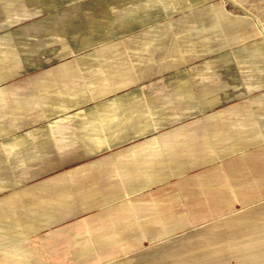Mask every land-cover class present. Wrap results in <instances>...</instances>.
I'll return each instance as SVG.
<instances>
[{"label": "crops", "instance_id": "obj_1", "mask_svg": "<svg viewBox=\"0 0 264 264\" xmlns=\"http://www.w3.org/2000/svg\"><path fill=\"white\" fill-rule=\"evenodd\" d=\"M1 28L0 247L81 221L150 190L154 219L148 232L144 218L132 235L129 229L120 228L119 234L117 228L93 229L85 219V231H71L74 240L63 245V260L56 264H160L162 253L170 264H228L227 256L238 263L256 257L252 264H264V187L258 182V193L242 179L234 183L240 203L217 199L216 205L233 206L225 212L211 210L207 199L180 202L185 218L199 223L170 233L177 230L174 225L161 238L147 241L163 234L156 205L170 185L215 164H223L224 173L225 164L239 167L247 162L223 161L241 153L264 157V147L257 149L264 145V87L244 84L234 54L186 56L179 62L170 56L156 59L137 75L140 80L123 87L113 81L109 93L95 98L91 87L80 82L90 78L84 75L86 68L73 67L79 57H59L51 68L27 71L19 65L25 59L14 36ZM89 39L88 45L105 50L104 40ZM87 68L93 71L91 65ZM116 73L127 75L126 69H116L108 76ZM66 140L72 142L69 148ZM44 141L56 149H43ZM54 151L57 164H45L43 159ZM241 190L252 193L241 197ZM177 236L184 241L159 251L156 259L142 244Z\"/></svg>", "mask_w": 264, "mask_h": 264}, {"label": "rangeland", "instance_id": "obj_2", "mask_svg": "<svg viewBox=\"0 0 264 264\" xmlns=\"http://www.w3.org/2000/svg\"><path fill=\"white\" fill-rule=\"evenodd\" d=\"M0 27L3 32H10L14 36L13 44H16L20 57L25 59L19 65H23L22 69L27 71L51 68L59 57L66 58L72 54L77 56L76 59L79 57L80 62L73 64V67L77 70L86 68H83L84 75L90 78L88 81L81 79L80 82L91 87L90 94L95 98L109 93L113 81L121 82L123 87L140 80L138 78L144 70L153 67L156 59L163 62L170 56L179 62L186 56L191 59L213 53L234 54L244 84L264 87V0H0ZM90 37L93 43L104 40L105 50L100 47L102 45H88ZM132 42L135 44L130 46ZM101 50L103 52H99ZM89 65L93 69L91 73L87 68ZM116 69H126V77L121 78L120 73L108 76ZM120 85L115 88H120ZM65 143L67 146L72 145L71 141L66 140ZM44 147L56 149L54 143L46 141L43 142ZM262 147L263 144L258 145L257 149ZM260 151L263 152L264 148ZM244 154L223 161L233 163L241 159V163L247 162L239 167L233 165L235 163L225 164V173L223 164H215L170 185L171 188L167 190L169 193H162L156 205L163 216L160 219L163 234L147 238V241L161 238L166 234L164 230L168 231L174 225L177 230L170 233L199 223L185 218L187 213L183 214L182 202L207 199L211 210L225 212V209L233 206L231 203L216 205L217 199H234L233 202L239 205L240 200L235 197L233 189L234 183L241 179L252 185L253 192L258 193L255 190L256 183L264 187V157L252 151L247 152L248 155L243 159ZM56 159L54 151L43 161L53 166L57 164ZM186 184L189 185L184 188ZM149 192L123 198L81 221L3 244L0 247V264H56L62 261L63 245L73 242L71 231L74 229H78L80 234L85 231L82 224L85 219H89L88 225L93 229H97V226L117 228L118 234L120 228L125 231L129 229L132 235L137 232V221H142L138 219L144 218L148 232L153 227L151 220L154 219ZM249 192L241 190L239 196L247 198L252 193ZM181 197H186L187 201H181ZM241 209L234 212H240ZM191 212H196L192 206ZM207 224L210 223L194 226L192 230H201ZM80 225L81 228H78ZM131 238L129 240L136 237ZM197 239L200 237H194L192 242ZM183 241L182 236H177L151 245L146 242L142 244L146 253L156 259L159 251L173 248L176 244L179 246ZM188 244H191V239ZM7 252L14 254V260L10 259V253ZM158 258L162 260L160 264H170V258L164 253ZM255 259L253 257L249 259L251 261L238 263L233 257L227 256L226 261L228 264H252Z\"/></svg>", "mask_w": 264, "mask_h": 264}]
</instances>
